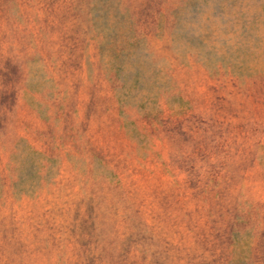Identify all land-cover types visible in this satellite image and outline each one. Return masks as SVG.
Returning <instances> with one entry per match:
<instances>
[{
    "label": "rangeland",
    "instance_id": "374dc122",
    "mask_svg": "<svg viewBox=\"0 0 264 264\" xmlns=\"http://www.w3.org/2000/svg\"><path fill=\"white\" fill-rule=\"evenodd\" d=\"M0 264H264V0H0Z\"/></svg>",
    "mask_w": 264,
    "mask_h": 264
}]
</instances>
